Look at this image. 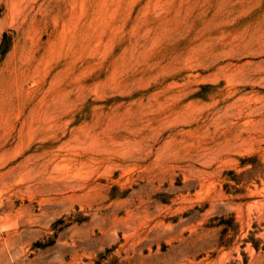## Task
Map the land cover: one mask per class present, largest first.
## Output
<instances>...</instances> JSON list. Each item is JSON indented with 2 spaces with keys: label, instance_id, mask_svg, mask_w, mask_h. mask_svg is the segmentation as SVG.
Returning <instances> with one entry per match:
<instances>
[{
  "label": "rangeland",
  "instance_id": "374dc122",
  "mask_svg": "<svg viewBox=\"0 0 264 264\" xmlns=\"http://www.w3.org/2000/svg\"><path fill=\"white\" fill-rule=\"evenodd\" d=\"M0 264H264V0H0Z\"/></svg>",
  "mask_w": 264,
  "mask_h": 264
}]
</instances>
